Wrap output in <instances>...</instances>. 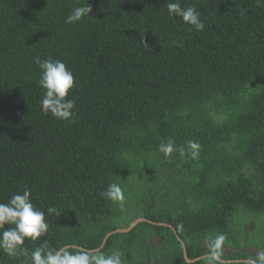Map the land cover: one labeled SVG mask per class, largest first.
I'll return each instance as SVG.
<instances>
[{"label": "trees", "instance_id": "16d2710c", "mask_svg": "<svg viewBox=\"0 0 264 264\" xmlns=\"http://www.w3.org/2000/svg\"><path fill=\"white\" fill-rule=\"evenodd\" d=\"M179 2L201 13L203 31L169 16L167 0H88L90 18L73 24L86 0H0V203L27 189L49 225L19 246L28 256L0 246V264H32L43 243L188 264L177 235L195 259L239 207L264 213V4ZM49 57L74 75L71 121L42 111L37 61ZM142 171L162 178L145 190V221L115 233L133 222L118 226L120 206L101 193ZM154 236L164 238L156 250Z\"/></svg>", "mask_w": 264, "mask_h": 264}, {"label": "clouds", "instance_id": "9594fccd", "mask_svg": "<svg viewBox=\"0 0 264 264\" xmlns=\"http://www.w3.org/2000/svg\"><path fill=\"white\" fill-rule=\"evenodd\" d=\"M257 3L258 5L264 4V0H257ZM166 7L169 16L181 18L185 24L190 25L197 32L204 30L205 23L200 19L201 13L195 7L183 8L179 0H167ZM91 12L92 7L86 0L84 5L76 7L66 17L65 23L73 24L80 22L85 17L90 18ZM243 14L241 12V15ZM37 63L40 69L38 84L44 90L43 98L40 101L42 111L45 114L51 113L53 117L59 120H73L75 101L67 99L75 86L72 71L67 68L63 61L52 57L43 61L38 60ZM189 144L194 150L191 155L195 158L198 155L195 149H198L199 145L195 142H189ZM160 151L169 154L173 151V146L170 143L167 146L161 145ZM101 195L123 208L125 194L119 184H109ZM30 196V191L25 189L22 194H14L8 203H0V227L5 224L14 225L0 236V246L11 256H28V250L19 246L24 244L26 238L35 241L48 231L49 225L45 219V212L33 205ZM47 212L49 214L56 213V209L49 207ZM208 239L211 242L209 261L218 259V250L226 237L221 233L216 235L214 239L212 237ZM30 258L32 264H123L121 253L118 250L105 255L101 251H85L76 244L65 245L59 249H49L47 243H43L30 253ZM220 264H226V262L221 261ZM245 264H264V253H260L256 258H250Z\"/></svg>", "mask_w": 264, "mask_h": 264}, {"label": "rangeland", "instance_id": "374dc122", "mask_svg": "<svg viewBox=\"0 0 264 264\" xmlns=\"http://www.w3.org/2000/svg\"><path fill=\"white\" fill-rule=\"evenodd\" d=\"M154 173L155 175L151 172L142 171L134 176L132 174L130 177L126 178V181L124 182V206L123 208L119 207V209L122 210V215L118 216L115 220L118 226H128L130 221H135L134 217L138 218L143 214L145 208L142 207V201L147 196V194H145L147 191L145 190H147V187H155L157 182L162 180V178L158 179L156 172ZM158 198L161 200V196ZM160 204H164L162 200ZM223 234L226 239L218 250L219 255L225 257V255L231 254L236 258L243 257L247 260L250 258H256L260 253H264V213H257L239 207L231 219V231ZM216 235H218V233L206 236V239L211 243L208 238L212 237L214 239ZM240 252L244 253L239 254ZM132 257V253H126L123 256V260L126 263L139 264V262L137 263L139 257L137 259L134 257L132 259Z\"/></svg>", "mask_w": 264, "mask_h": 264}, {"label": "flooded vegetation", "instance_id": "af4514ba", "mask_svg": "<svg viewBox=\"0 0 264 264\" xmlns=\"http://www.w3.org/2000/svg\"><path fill=\"white\" fill-rule=\"evenodd\" d=\"M144 213V212H143ZM143 215V214H142ZM142 215L141 216H139L138 218H136V220H144L145 221V219L142 217ZM163 224H165L166 225V227H169V228H171L172 230H173V232H175V234L177 235V233H176V231H175V229H174V227L173 226H171L170 224H167V223H163ZM176 238H177V240H178V242H180L181 243V245H182V247H183V253H184V258H185V260L187 261V263L188 264H193V263H197V262H200V261H203V260H206L207 258H209V256L211 255V247H210V243L208 242V240L206 239V238H203L202 239V241H201V243H200V245H201V248H203L205 251H206V254H204V255H202V256H200V257H197V258H195V259H189V257H188V252H187V258L185 257V252H184V249H185V247H186V244H185V241L180 237V236H176ZM163 237H158V236H154L153 238H152V244H153V246H154V249L156 250V247H157V245L158 244H160V243H162L163 242ZM181 240V241H180ZM159 241V242H158ZM186 251H187V247H186ZM146 253H147V251H146ZM150 255H152V257L153 258H155V260H156V257H155V254H154V252L152 251V254H150ZM143 257L144 256H146V254L145 253H143V255H142ZM228 256H231V254H228V255H225V257H222L221 255H219V258L218 259H214L215 261H218V262H221V261H224V262H226V264H230V263H232V262H237V260H228V259H226V257H228ZM154 260V259H153ZM154 260V261H155ZM149 261V258L148 259H145V263L144 264H150L151 263V261L150 262H148ZM141 262V261H140ZM139 262V264H142V263H140ZM156 262V261H155ZM211 263V262H210ZM214 264V263H213Z\"/></svg>", "mask_w": 264, "mask_h": 264}, {"label": "water", "instance_id": "95a60500", "mask_svg": "<svg viewBox=\"0 0 264 264\" xmlns=\"http://www.w3.org/2000/svg\"><path fill=\"white\" fill-rule=\"evenodd\" d=\"M142 221H144V220H136V221H134V222L131 224V226H130L129 228H127V229H120V230H117L115 233H126V232L130 231L134 226H136L139 222H142ZM159 225H161V226H166V225L163 224V223H161V224H159ZM110 235H111V234H109L108 237H109ZM180 241H181V240H180ZM184 252H185V257L187 258L186 247H185V249H184Z\"/></svg>", "mask_w": 264, "mask_h": 264}]
</instances>
